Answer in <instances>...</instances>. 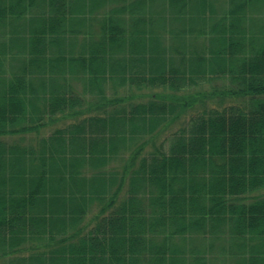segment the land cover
<instances>
[{"label":"trees","instance_id":"trees-1","mask_svg":"<svg viewBox=\"0 0 264 264\" xmlns=\"http://www.w3.org/2000/svg\"><path fill=\"white\" fill-rule=\"evenodd\" d=\"M213 79L228 84L181 114ZM146 89L158 90L143 101ZM18 135L33 142L5 139ZM11 255L264 264V0H0V259Z\"/></svg>","mask_w":264,"mask_h":264},{"label":"rangeland","instance_id":"rangeland-1","mask_svg":"<svg viewBox=\"0 0 264 264\" xmlns=\"http://www.w3.org/2000/svg\"><path fill=\"white\" fill-rule=\"evenodd\" d=\"M81 39H82V37H79V40L81 41ZM213 84V87L211 88L210 86ZM225 84H228V80L227 79H213V80H211V81H209L207 84H205L204 85V87H200L199 88V90H198V92L196 93V94H191V97H190V104H188L186 107H184V109L186 108V110L185 111H183V112H181V114L182 113H184V115L186 116H189L190 115V113H191V111H192V108H194V107H202V102H201V100H202V98H203V93H205V94H207V92H209V93H212V91L211 90H213V89H215V88H221V86H223V85H225ZM148 89H146V92H145V94H143L142 96H140L139 98H142L143 99V101H147L151 96H152V93L155 91V90H158V89H154V90H148ZM111 92V91H110ZM128 93L129 94H131V92H123V91H120V96L121 97H128ZM138 93H144V92H138ZM119 94H115V95H111V97H114V96H119ZM108 95H110L109 94V91H108ZM206 96V95H205ZM136 98L137 97H135V99L134 100H136ZM228 98H230V97H228ZM194 99H196V101H194ZM216 99H218L217 97L215 98V97H212L210 100H209V104H215L216 102H217V100ZM138 101V100H137ZM181 114H180V116H181ZM179 116V117H180ZM178 117V118H179ZM68 118V117H67ZM67 118H64V119H62V121L61 122H55V123H51V124H49L48 125V127H46V131H45V134H48V133H50L51 131H53L56 127H59V126H64V125H67L69 122H71V119H68V120H66ZM177 118H175L172 122H170L166 127H164V129H168L167 131H163V130H161L160 132H162L161 133V136H163V135H167L169 132H175L178 128H180L181 126H182V124H183V121L181 120V119H179V120H176ZM77 121V120H76ZM159 132V133H160ZM157 136V135H156ZM31 137H26V136H15L14 138H11V137H6L5 139L7 140V141H9L10 143H14V142H17V143H20V142H22V143H24V145L25 144H29L30 142H33V140H31L30 139ZM149 142H148V147L150 148L152 145H153V142L154 143H156L157 145H159L161 142H162V138H153V139H149L148 140ZM121 151H128V149L127 150H121ZM123 155H125V154H123ZM120 160V159H119ZM119 160L116 162V163H119ZM95 214V212H92L91 214H89V216H88V221L93 217V215ZM19 255H25V254H29L27 251H21V252H19L18 253ZM15 255H11L10 257H5V258H1L0 259V264H8V263H10V261H11V259L14 257Z\"/></svg>","mask_w":264,"mask_h":264}]
</instances>
